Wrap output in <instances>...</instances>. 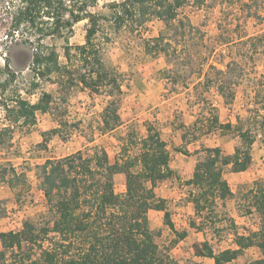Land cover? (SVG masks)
<instances>
[{
  "label": "trees",
  "instance_id": "trees-1",
  "mask_svg": "<svg viewBox=\"0 0 264 264\" xmlns=\"http://www.w3.org/2000/svg\"><path fill=\"white\" fill-rule=\"evenodd\" d=\"M2 1L7 39L18 38L32 49V82L23 93L33 96L39 92L40 97L33 103L18 89L11 90L15 77L12 70L7 68L10 73L4 78L0 74V110L6 122L0 123V151L10 148L16 127L34 126L39 113L53 114L57 100L64 105L74 88L107 98L100 123L103 132L121 126L125 80L121 73L105 65L104 47L110 38L104 32V23L109 22L116 33L123 29L140 32L148 22L159 20L164 30L145 40V52L152 57L170 53L177 56L173 42L179 46L185 42L187 23L181 10L190 3L124 0L110 4V16H105L94 12L99 0ZM198 1L200 6L204 0ZM84 21L85 42L72 46L75 26ZM49 39L63 40L65 61L56 47L47 43ZM241 39L238 45H245L239 50L241 58L225 64V68L210 64L205 81L198 83L196 89L199 100L206 102L204 93L213 90L230 105L235 100L236 87L245 80L253 81V107L248 116L238 117L236 124L223 123L216 108H209L207 115L199 114L189 136L183 135L184 141H198L214 133L239 139L230 154L220 147L205 148V157L198 161L192 178L186 182L192 188L188 199L195 211L189 225L199 233L217 227L218 203L224 204L233 196L224 170L231 167L234 173L247 171L259 137L264 146V74L253 80L247 73L250 62L254 67L257 59L264 58V32ZM73 131L64 120L41 135L45 142L55 137L67 140ZM120 174L125 176L122 192L116 188ZM173 174L168 144L152 123H147L145 136L129 134L113 161L102 148L47 160L38 179L52 220L45 224L27 220L18 231L0 232V264H178L160 251L149 220L150 211L164 212L165 225L180 239L186 237V232L176 229L166 200L159 195L160 184ZM20 176L15 168L3 167L0 185L6 183L13 188V179ZM246 199L248 213H257L261 220L258 231L248 235L236 231L235 247L219 252L208 239L197 242L193 245L195 257L212 259L214 264H232L255 247L260 257L248 264H264V180L255 181Z\"/></svg>",
  "mask_w": 264,
  "mask_h": 264
},
{
  "label": "rangeland",
  "instance_id": "rangeland-1",
  "mask_svg": "<svg viewBox=\"0 0 264 264\" xmlns=\"http://www.w3.org/2000/svg\"><path fill=\"white\" fill-rule=\"evenodd\" d=\"M123 1L99 0L94 12L110 16L109 5ZM198 2L190 0L181 10L187 27L185 42L180 46L173 42L177 56L170 53L152 57L145 52V40L159 36L164 30L159 20L148 22L140 32L123 29L116 33L109 22L104 23V32L110 38L104 47L105 65L121 73L125 80L124 102L120 109L123 123L113 131L103 132L100 123L107 98L90 96L74 88L64 105L57 100V110L53 114L39 113L34 126L16 127L10 148L0 151V169L13 167L21 176L13 179V188L6 183L0 185V232L18 231L27 220L38 224L52 220L38 179L40 168L47 160L60 159L79 150L93 152L95 148H102L113 161L129 134L146 135L147 123L156 125L167 142L174 173L160 184L159 195L166 200L176 229L187 234L180 239L165 225L164 212L150 211V227L161 252L169 254L178 264H214L212 259L195 257L193 245L208 239L219 252L235 247L236 231L243 235L258 231L261 220L257 213H248L246 195L255 181L264 180L261 137L253 147V162L247 171L234 173L231 167L224 170L233 196L224 204L218 203L217 227L199 233L189 225L195 211L188 199L192 188L186 182L192 178L198 161L205 157V148L220 147L225 154H230L239 145V139L234 135L214 133L198 141H184L183 135L189 136L199 114L207 115L209 108H216L221 122L236 124L238 117L248 116L254 96L253 81L249 79L236 87V97L230 105L213 90L204 93L206 102L202 98L199 100L196 85L205 81L210 64L225 68V64L241 58L239 50L245 46L238 45L243 40L241 37L246 40L264 32V0H204L200 6ZM5 9V3L0 0V69L3 71L0 74L4 78L10 73L6 69L12 70L15 77L10 89H18L24 98L36 103L39 92L33 96L23 93L32 82L29 70L32 49L18 38L7 39ZM85 25L86 21L75 26L70 40L72 46L84 44ZM47 43L55 46L61 60L65 61L63 40L49 39ZM247 69L249 78H259L264 74V58L257 59L254 67L250 62ZM4 118L0 110L3 125L6 124ZM64 120L74 130L71 137L67 140L55 137L45 142L41 134ZM124 183L125 176L118 175V192L123 191ZM259 257V249L253 247L232 264H248Z\"/></svg>",
  "mask_w": 264,
  "mask_h": 264
}]
</instances>
